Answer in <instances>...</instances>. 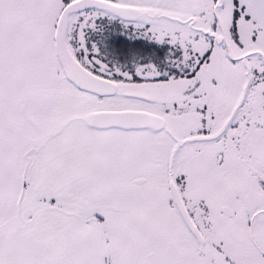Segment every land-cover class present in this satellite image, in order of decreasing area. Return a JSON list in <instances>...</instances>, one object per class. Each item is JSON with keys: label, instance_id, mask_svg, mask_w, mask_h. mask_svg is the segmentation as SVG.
<instances>
[{"label": "snow or ice", "instance_id": "6c2138e0", "mask_svg": "<svg viewBox=\"0 0 264 264\" xmlns=\"http://www.w3.org/2000/svg\"><path fill=\"white\" fill-rule=\"evenodd\" d=\"M0 264H264V0H0Z\"/></svg>", "mask_w": 264, "mask_h": 264}, {"label": "flooded vegetation", "instance_id": "af4514ba", "mask_svg": "<svg viewBox=\"0 0 264 264\" xmlns=\"http://www.w3.org/2000/svg\"><path fill=\"white\" fill-rule=\"evenodd\" d=\"M95 38H96V39H99V37H95ZM131 38H132V37H130V36H124V39H125V40H128V41H132ZM134 39H135V40H138L139 42H143V43L146 41L145 38H143V37H137V36H135ZM145 43L148 44V45H151V44L154 45V43H153L152 41H148V40H147V42H145ZM150 43H151V44H150ZM154 46H155V45H154ZM105 49H106V50L103 51V54L107 56L108 61H109V62H116V61H115V57L112 56V55L114 54V52L108 50L107 48H105Z\"/></svg>", "mask_w": 264, "mask_h": 264}, {"label": "rangeland", "instance_id": "374dc122", "mask_svg": "<svg viewBox=\"0 0 264 264\" xmlns=\"http://www.w3.org/2000/svg\"><path fill=\"white\" fill-rule=\"evenodd\" d=\"M93 37V34H90V39ZM130 37H132V38H134L135 36H130ZM98 40V39H97ZM125 40V39H124ZM146 40V39H145ZM126 41V43H127V46L130 48V44H131V42L130 41H128V40H125ZM145 42H147V40L145 41ZM145 42L143 43V44H145ZM133 45H135V46H133L132 48H137V45L136 44H133ZM140 45H141V43H140ZM107 48V47H106ZM139 48H144V49H146V47L145 46H143V45H141ZM108 49V48H107ZM106 50V49H105ZM112 56H114L115 57V61L116 62H123V57H120V56H117V55H115V53L112 55Z\"/></svg>", "mask_w": 264, "mask_h": 264}, {"label": "trees", "instance_id": "16d2710c", "mask_svg": "<svg viewBox=\"0 0 264 264\" xmlns=\"http://www.w3.org/2000/svg\"><path fill=\"white\" fill-rule=\"evenodd\" d=\"M132 39V41H130L131 42V44L129 45L130 46V48H132L133 46H135V45H133V44H136L137 45V48H139L141 45H143V46H145L146 47V49H148V48H151V47H154V45L153 44H151V45H148V44H143V42H139L138 40H135L134 38H131ZM140 43H141V45H140Z\"/></svg>", "mask_w": 264, "mask_h": 264}]
</instances>
